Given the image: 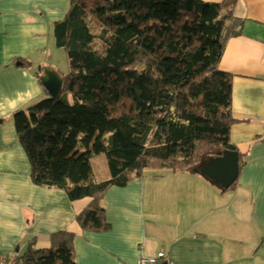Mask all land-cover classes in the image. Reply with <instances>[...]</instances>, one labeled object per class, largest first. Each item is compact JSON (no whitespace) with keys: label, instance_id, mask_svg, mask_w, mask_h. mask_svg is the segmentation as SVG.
Segmentation results:
<instances>
[{"label":"trees","instance_id":"obj_1","mask_svg":"<svg viewBox=\"0 0 264 264\" xmlns=\"http://www.w3.org/2000/svg\"><path fill=\"white\" fill-rule=\"evenodd\" d=\"M233 2L71 0L54 24L67 53L64 90L14 114L36 185L90 198L77 215L82 230L110 229L104 198L147 170L199 174L203 158L236 150L231 129L233 79L221 68L239 33ZM103 153L111 178L97 180L91 158ZM210 180V179H209ZM222 191L234 189L210 180ZM76 233L59 231L51 246L34 242L18 264H76Z\"/></svg>","mask_w":264,"mask_h":264},{"label":"crops","instance_id":"obj_2","mask_svg":"<svg viewBox=\"0 0 264 264\" xmlns=\"http://www.w3.org/2000/svg\"><path fill=\"white\" fill-rule=\"evenodd\" d=\"M231 1L239 33L228 40L220 65L234 76L232 110L239 119L231 129V142L243 155L234 189L222 191L200 173L147 170L109 188L110 229L98 232L82 230L76 220L89 197L71 200L63 189L33 182L14 122V112L50 95L40 77L47 52L55 50L54 24L71 0H0L4 255L18 260L32 240L36 249H47L53 234L72 231L76 264H138L142 255L160 250L175 264H264V0Z\"/></svg>","mask_w":264,"mask_h":264},{"label":"water","instance_id":"obj_3","mask_svg":"<svg viewBox=\"0 0 264 264\" xmlns=\"http://www.w3.org/2000/svg\"><path fill=\"white\" fill-rule=\"evenodd\" d=\"M40 81L52 97H58L63 93L64 78L56 69L44 68ZM195 170L223 188H229L239 178V153L236 150L226 149L217 156L203 158Z\"/></svg>","mask_w":264,"mask_h":264},{"label":"rangeland","instance_id":"obj_4","mask_svg":"<svg viewBox=\"0 0 264 264\" xmlns=\"http://www.w3.org/2000/svg\"><path fill=\"white\" fill-rule=\"evenodd\" d=\"M54 35V32L52 34V37ZM52 52H47V62L45 63V68L49 67V65L52 63L56 65L61 72L67 73L69 71V63L67 58V53L64 48L55 46V50L52 48ZM50 54V57H49ZM47 65V66H46ZM41 68V67H40ZM50 95H47L46 97H49ZM45 97H41L39 100H36L34 103L44 99ZM33 105V104H32ZM30 107V106H28ZM19 111V110H18ZM15 114V112H14ZM91 164L94 170V173H96L95 176H97V179L100 181L108 180L111 178V172L109 169L108 161L103 153L97 154L91 158ZM156 172V171H153ZM264 246V244H263Z\"/></svg>","mask_w":264,"mask_h":264},{"label":"built area","instance_id":"obj_5","mask_svg":"<svg viewBox=\"0 0 264 264\" xmlns=\"http://www.w3.org/2000/svg\"><path fill=\"white\" fill-rule=\"evenodd\" d=\"M0 264H18V261L17 258H10L0 251ZM138 264H175V262L165 250H160L156 255H142Z\"/></svg>","mask_w":264,"mask_h":264}]
</instances>
